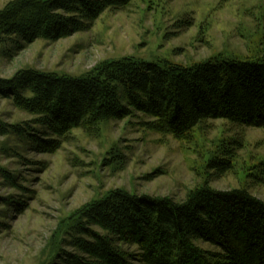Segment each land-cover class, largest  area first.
<instances>
[{"label": "rangeland", "instance_id": "obj_1", "mask_svg": "<svg viewBox=\"0 0 264 264\" xmlns=\"http://www.w3.org/2000/svg\"><path fill=\"white\" fill-rule=\"evenodd\" d=\"M18 1L0 0V13ZM9 37L0 44V264L99 263L86 247L90 238L62 223L112 191L181 201L199 187L243 188L264 200L263 127L216 119L179 138L128 106L122 117L56 128L41 108L22 103L33 93L17 89L18 98L12 90L25 70L80 76L106 59L184 66L217 56L254 59L264 55V0H131L59 38ZM212 160L232 167L220 174ZM87 221L89 234L104 233L91 226L96 217ZM114 243L130 264H143L138 245Z\"/></svg>", "mask_w": 264, "mask_h": 264}, {"label": "trees", "instance_id": "obj_2", "mask_svg": "<svg viewBox=\"0 0 264 264\" xmlns=\"http://www.w3.org/2000/svg\"><path fill=\"white\" fill-rule=\"evenodd\" d=\"M40 1L20 0L0 13V44L13 34L59 38L108 7L131 0ZM196 63L123 57L106 59L80 76L25 70L12 90L18 98L17 89L33 93L22 103L33 111L42 109L46 122L56 128L122 117L128 106L151 113L163 122L164 131L179 138L216 119L264 128V55L251 60L217 56ZM209 167L222 174L232 164L212 160ZM91 216L97 218L91 226L104 232L96 238L82 226ZM73 223L90 238L85 244L97 264H130L128 254L112 241L138 245L143 264H264V200L243 188L199 187L181 201L112 191L68 215L62 227ZM195 240L220 250H205Z\"/></svg>", "mask_w": 264, "mask_h": 264}]
</instances>
